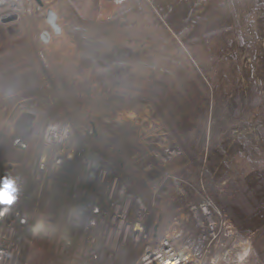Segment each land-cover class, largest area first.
<instances>
[{
    "label": "rangeland",
    "instance_id": "1",
    "mask_svg": "<svg viewBox=\"0 0 264 264\" xmlns=\"http://www.w3.org/2000/svg\"><path fill=\"white\" fill-rule=\"evenodd\" d=\"M30 1L28 20L0 19V165L26 104L42 121L35 136L53 112L92 123L163 227L194 232L191 204L206 192L220 205L236 174L260 176L264 195V0ZM175 146L165 165L151 155ZM262 198L257 228L237 227L239 264H264Z\"/></svg>",
    "mask_w": 264,
    "mask_h": 264
},
{
    "label": "built area",
    "instance_id": "2",
    "mask_svg": "<svg viewBox=\"0 0 264 264\" xmlns=\"http://www.w3.org/2000/svg\"><path fill=\"white\" fill-rule=\"evenodd\" d=\"M25 114L33 118L10 134L0 165V264L240 263L230 255L238 229L209 193L190 206L194 232L178 220L163 227L132 177L100 151L92 123L53 112L35 136V110L21 105L14 121ZM180 154L175 146L151 155L162 166ZM151 187L159 195L161 179Z\"/></svg>",
    "mask_w": 264,
    "mask_h": 264
},
{
    "label": "crops",
    "instance_id": "3",
    "mask_svg": "<svg viewBox=\"0 0 264 264\" xmlns=\"http://www.w3.org/2000/svg\"><path fill=\"white\" fill-rule=\"evenodd\" d=\"M229 180H224L227 183L222 182L224 185L220 192L215 193L218 202L234 220L236 227L257 228L263 213L260 200L264 196L260 176L240 173L230 176Z\"/></svg>",
    "mask_w": 264,
    "mask_h": 264
},
{
    "label": "bare ground",
    "instance_id": "4",
    "mask_svg": "<svg viewBox=\"0 0 264 264\" xmlns=\"http://www.w3.org/2000/svg\"><path fill=\"white\" fill-rule=\"evenodd\" d=\"M30 0H0V19L12 18L14 15L23 14L28 20V16L31 12ZM66 131L63 132V135ZM61 153V149L58 150ZM82 213L84 210L81 211ZM79 224V223H78ZM35 231H32L34 233ZM31 236V235H30ZM248 251L245 247L241 249L243 254Z\"/></svg>",
    "mask_w": 264,
    "mask_h": 264
},
{
    "label": "water",
    "instance_id": "5",
    "mask_svg": "<svg viewBox=\"0 0 264 264\" xmlns=\"http://www.w3.org/2000/svg\"><path fill=\"white\" fill-rule=\"evenodd\" d=\"M37 1L40 5L43 4L41 0H37ZM47 19H48L52 29L54 30L55 34H60L62 32V28H61L60 24L58 23L57 13L53 10H49ZM41 38H42L43 42L48 43L50 38H51L50 32L44 31L41 35ZM32 118H33V116L30 114L23 115L22 119L15 125L16 131L12 135V138H15L16 136H18L24 130L26 125L32 120Z\"/></svg>",
    "mask_w": 264,
    "mask_h": 264
},
{
    "label": "clouds",
    "instance_id": "6",
    "mask_svg": "<svg viewBox=\"0 0 264 264\" xmlns=\"http://www.w3.org/2000/svg\"><path fill=\"white\" fill-rule=\"evenodd\" d=\"M4 198H5V199H9V196H8L7 191H6L5 194H4Z\"/></svg>",
    "mask_w": 264,
    "mask_h": 264
}]
</instances>
